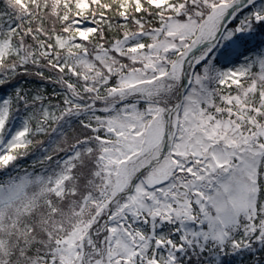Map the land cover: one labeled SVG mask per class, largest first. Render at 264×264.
Here are the masks:
<instances>
[{"label":"snow or ice","instance_id":"6c2138e0","mask_svg":"<svg viewBox=\"0 0 264 264\" xmlns=\"http://www.w3.org/2000/svg\"><path fill=\"white\" fill-rule=\"evenodd\" d=\"M0 264H264V0H0Z\"/></svg>","mask_w":264,"mask_h":264}]
</instances>
